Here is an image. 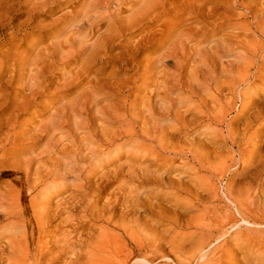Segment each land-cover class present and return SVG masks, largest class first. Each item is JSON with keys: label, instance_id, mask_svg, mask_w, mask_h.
<instances>
[{"label": "bare ground", "instance_id": "1", "mask_svg": "<svg viewBox=\"0 0 264 264\" xmlns=\"http://www.w3.org/2000/svg\"><path fill=\"white\" fill-rule=\"evenodd\" d=\"M239 1L83 0L51 43L16 50L0 87L7 140L45 145L26 171L36 165L31 217L20 193L0 199V264H264V0ZM53 3L13 7L26 25ZM99 65L113 67L104 81ZM56 77L78 91L27 137L18 119ZM140 80L145 96L125 99ZM13 83L26 97L9 93ZM219 141L235 149L231 165L212 157ZM239 166L241 182L204 176Z\"/></svg>", "mask_w": 264, "mask_h": 264}, {"label": "rangeland", "instance_id": "2", "mask_svg": "<svg viewBox=\"0 0 264 264\" xmlns=\"http://www.w3.org/2000/svg\"><path fill=\"white\" fill-rule=\"evenodd\" d=\"M216 1L217 0H211V2H216ZM17 2H19V0H5V6L3 8V12L0 11V19H1L0 24L2 21L3 24L5 25V26L0 25L1 26L0 27V71L3 70L5 72V75L2 77L0 74V87L8 81L9 77L12 74V67H13L12 64L14 63L13 60L16 59V58L14 59L13 57H16V55L14 54L16 50L18 48L21 50H25L27 46L33 43L41 44V46L51 43L53 38L59 35L57 33H61L63 27L68 23V20L70 18L69 13L73 11V8L77 6L78 3H82L83 0L80 1L54 0L55 3H53V5L49 6L48 8L50 9L49 12L51 13L49 16L43 17L42 19L36 20L34 22H30L29 24L26 25L24 24L26 23L28 17L20 15V13L25 11V9L13 7L14 5L17 4ZM240 3H243L245 6L258 7L261 4V1L240 0L239 4ZM130 5L131 3L129 2L125 3L123 6L124 10L130 7ZM100 12H103V10ZM235 12L242 13L244 12V10L243 8L238 7L237 9H235ZM37 14L38 16L43 15L44 11L41 12L37 11ZM229 27H231V23L230 24L226 23L223 31H221L217 35V38L219 37L222 38V36L228 35V33L231 32V29ZM84 32L86 33L88 32V30L84 29ZM157 45H158L157 43H152L150 47L154 49L157 47ZM121 51L122 49H116L115 53H119ZM144 54L147 55V52H144ZM7 56H8V72H6L4 66L2 67L3 65L2 63H4L3 61L7 59ZM63 68L64 67L62 66L60 69ZM98 68L102 70L100 73L97 74V78L99 80L104 81L110 77L111 70L113 67L112 66L103 67L102 65H99L96 68V70ZM55 72L61 74L62 70H59V72L57 70ZM127 77L129 76L120 74L118 76H114L113 78L111 77L110 81L111 82L120 81ZM53 80H54V84L52 85L46 84V91L43 95L40 96L35 106L31 108L27 113H24V115H21V117H19L18 119V121L20 120L18 130H20V127H22L21 130L23 131L29 130L27 137L33 135L34 129L33 130L31 129L33 127L36 128L39 125L40 120L49 118L50 114L55 109H58L64 103L72 100L73 97L76 95V92L78 91V89L75 87L76 84H66L63 78L56 77L53 78ZM145 86L146 84H144V80L138 81L137 84L133 86L131 90H127V92L125 93L126 97L124 95L125 99H129L130 101L134 99L140 100L145 96L144 90L140 88ZM20 87H21L20 84L13 83V85L8 86L9 93L19 92ZM26 92L27 91L19 92L20 97L21 98L26 97ZM102 97L107 98L108 95L105 94ZM105 102L106 103L100 101V103L104 105L107 104L114 105L117 104L119 101L108 100ZM10 114H11L10 112L6 113V115L0 114V196L3 194L0 197V199H4L5 198L4 196L8 193L9 195L8 199L10 200V202L12 201L13 203L16 200L15 194L20 193V199H21L20 203L23 209L26 211V217L29 218L31 217V212H32L30 207V203H31L30 200L35 196V191H34L35 189H31V188L34 186V178H35L34 173H35L36 165H34V167L30 169V179H29L30 181L28 179L26 180L27 178L26 171L28 170L30 159H32L41 151V149L45 145L44 144L45 141L40 142L39 140H32V141H28V143L22 141H20L19 143L17 142L16 144L8 143L7 140L8 126L6 121L9 119ZM244 121H245L244 118H241L240 120L236 121L233 125V128L235 129L241 128ZM261 123L264 125V120H262ZM21 124L22 126H20ZM109 127L112 129H116L118 125H109ZM18 130L16 132H19ZM212 147L214 151L212 152V157L217 156L216 157L217 159L215 160H218V162L223 160L227 162L228 165H231V161L229 160V158H232L235 155V149H233L230 144L224 145L223 142L219 141L214 143ZM125 162H128L127 155H124L123 158L118 160V162H116L113 165V167L109 169L104 168V172L119 165H122ZM139 163L140 162H138L137 165H139ZM143 163L144 165H149L151 162L148 160ZM179 163L180 161L176 162V165H178ZM242 170L243 167L239 166L237 168L227 171L228 173L225 172L223 177L221 176V172L204 174V176L206 178L211 177V180L214 181V183L221 186V182L232 183V181L241 182L242 180H245L248 176V173L243 172ZM100 175L101 173L95 175L94 178L97 179ZM169 176L173 177V173H170ZM108 193L109 191H106V193H104V195L102 196L100 207L103 205L104 200L108 195ZM64 196L63 195L56 196L55 198L52 199V201L55 202ZM13 198H15V200ZM159 203H163V202L160 201ZM164 204L167 203L164 201ZM81 231L84 230H80L78 231V233H80ZM7 240L8 238L4 241H0V245L5 244Z\"/></svg>", "mask_w": 264, "mask_h": 264}]
</instances>
